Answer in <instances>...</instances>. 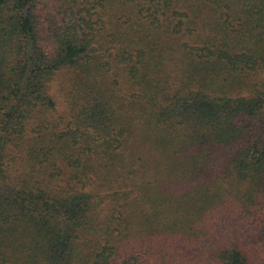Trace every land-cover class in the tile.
Returning <instances> with one entry per match:
<instances>
[{
    "label": "trees",
    "instance_id": "obj_1",
    "mask_svg": "<svg viewBox=\"0 0 264 264\" xmlns=\"http://www.w3.org/2000/svg\"><path fill=\"white\" fill-rule=\"evenodd\" d=\"M0 264H264V0H0Z\"/></svg>",
    "mask_w": 264,
    "mask_h": 264
},
{
    "label": "rangeland",
    "instance_id": "obj_2",
    "mask_svg": "<svg viewBox=\"0 0 264 264\" xmlns=\"http://www.w3.org/2000/svg\"><path fill=\"white\" fill-rule=\"evenodd\" d=\"M70 78H71V74L68 71H61L55 74L51 82L50 93L55 99L56 107L54 110H50L49 112H46L43 115V119H47L48 121H51V122H60L62 118L66 119L68 117V110H69L68 88H69ZM10 162L13 164L15 163L17 167V170H15L16 167L14 169H11L10 171L11 176L14 175L15 177L25 171L26 169L25 161L23 160L22 157L19 159V163H18V160L17 159L13 160L9 153L8 156L5 158L6 167H8ZM6 176L9 180L10 178L9 175H6ZM111 188H113V186ZM106 189L107 190L104 193H109L112 191V190L110 191L108 187ZM108 201H110V199H108L107 202Z\"/></svg>",
    "mask_w": 264,
    "mask_h": 264
}]
</instances>
